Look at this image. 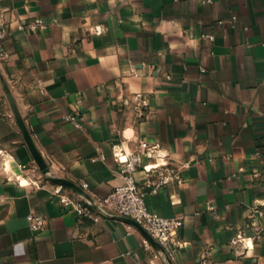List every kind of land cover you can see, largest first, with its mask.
<instances>
[{
	"label": "crops",
	"instance_id": "1",
	"mask_svg": "<svg viewBox=\"0 0 264 264\" xmlns=\"http://www.w3.org/2000/svg\"><path fill=\"white\" fill-rule=\"evenodd\" d=\"M0 13V264H167L124 218L63 207L57 192L80 195L49 179L105 198L122 183L114 150L140 144L189 164L158 194L134 175L150 211L184 221L172 264H264V0H0Z\"/></svg>",
	"mask_w": 264,
	"mask_h": 264
},
{
	"label": "built area",
	"instance_id": "2",
	"mask_svg": "<svg viewBox=\"0 0 264 264\" xmlns=\"http://www.w3.org/2000/svg\"><path fill=\"white\" fill-rule=\"evenodd\" d=\"M213 0H201L203 4L212 3ZM237 17H233L231 26L234 27ZM220 24H223L221 21ZM43 25L42 21L31 24V30H37ZM8 33V23L6 15L0 13V60L7 57L3 47V39ZM206 38L214 40L213 35H207ZM205 70L201 68V72ZM66 120L72 122L76 127L81 125L72 115L66 116ZM158 146H147L140 144L134 152L127 153L124 151L113 152V157L118 161L121 169L122 183L117 185L113 191L105 198L92 200L80 196L74 199L67 195L60 196V204L63 207L70 208L79 218H88L94 222H100L103 218H124L134 221L141 226L144 231L158 244L160 254L167 264H172L175 260V252L180 246L178 241L179 230L183 227L182 218H165L149 210L145 203V191L139 187L134 175L142 171L146 176L145 185L150 189V193L158 194L165 186L172 182L183 183L182 171L189 167L184 164L180 168L169 165L164 158L156 157L155 153ZM144 158L153 159L152 163H145ZM25 168V166H22ZM84 189L87 185H84ZM255 213L263 216L264 213L255 209ZM28 221L33 231H39L44 225L43 217L31 214ZM241 240L239 237L236 241ZM146 250L152 249L149 241H145Z\"/></svg>",
	"mask_w": 264,
	"mask_h": 264
},
{
	"label": "water",
	"instance_id": "3",
	"mask_svg": "<svg viewBox=\"0 0 264 264\" xmlns=\"http://www.w3.org/2000/svg\"><path fill=\"white\" fill-rule=\"evenodd\" d=\"M4 91L7 95V98H8V101L14 111V114H15V117L17 119V122L22 130V133L24 135V139L31 151V154L34 158V161L35 163L37 164L38 168L40 169V171L42 172V174L44 176H49V173H50V168L49 166L46 164V162L44 161V159L42 158V156L40 155V153L38 152L32 138H31V135L29 134L26 126H25V123L19 113V110L16 106V103L8 89V87L5 85L4 86ZM49 179L53 182V183H56V184H60L62 186H66V187H69L71 188L74 192H76L77 194H79L80 196H84V197H87L86 193L83 191V189H81L80 187H78L77 185H75L74 183L68 181V180H65V179H60V178H56V177H52L50 176ZM126 222L138 227L145 235L146 237L149 239V241L154 245V247L156 248H159L158 244L148 235V233L146 231H144V229L139 226L138 224H136L134 221L130 220V219H124Z\"/></svg>",
	"mask_w": 264,
	"mask_h": 264
}]
</instances>
